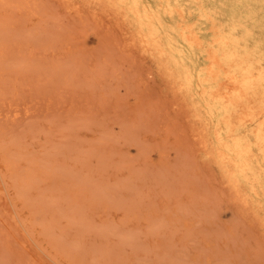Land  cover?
<instances>
[{"label": "rangeland", "instance_id": "1", "mask_svg": "<svg viewBox=\"0 0 264 264\" xmlns=\"http://www.w3.org/2000/svg\"><path fill=\"white\" fill-rule=\"evenodd\" d=\"M0 264H264V0H0Z\"/></svg>", "mask_w": 264, "mask_h": 264}]
</instances>
